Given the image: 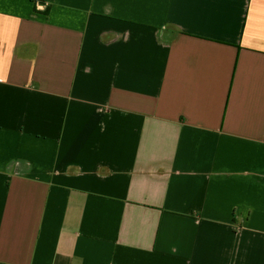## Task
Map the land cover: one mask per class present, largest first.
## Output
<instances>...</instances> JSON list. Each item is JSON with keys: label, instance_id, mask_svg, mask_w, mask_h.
Returning <instances> with one entry per match:
<instances>
[{"label": "crops", "instance_id": "1", "mask_svg": "<svg viewBox=\"0 0 264 264\" xmlns=\"http://www.w3.org/2000/svg\"><path fill=\"white\" fill-rule=\"evenodd\" d=\"M0 264H264V0H0Z\"/></svg>", "mask_w": 264, "mask_h": 264}]
</instances>
